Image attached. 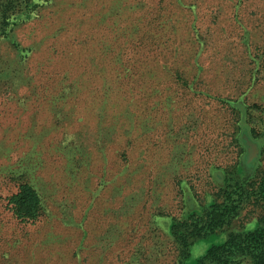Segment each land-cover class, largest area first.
I'll return each mask as SVG.
<instances>
[{"label": "rangeland", "instance_id": "1", "mask_svg": "<svg viewBox=\"0 0 264 264\" xmlns=\"http://www.w3.org/2000/svg\"><path fill=\"white\" fill-rule=\"evenodd\" d=\"M37 2L0 27V264H179L172 222L261 167L232 103L259 140L264 0ZM20 176L33 222L8 206ZM261 214L244 204L184 264Z\"/></svg>", "mask_w": 264, "mask_h": 264}, {"label": "trees", "instance_id": "2", "mask_svg": "<svg viewBox=\"0 0 264 264\" xmlns=\"http://www.w3.org/2000/svg\"><path fill=\"white\" fill-rule=\"evenodd\" d=\"M22 3L29 9H35L40 5L37 0H0V27L8 26L19 17L15 14L21 9ZM232 104L236 111L239 131L234 142L241 144L243 133L246 132L250 137V131H255L256 128L249 123L251 114L249 105L238 100ZM262 120L264 124V117ZM260 132L263 138L256 140L260 148L258 158V162H261L260 169L250 177L223 185L216 193L214 201L203 211L176 218L170 225V234L180 248L179 264H184L183 259L189 257V246L193 241L224 230L247 203L262 210V214L257 218L256 227L228 232L222 243L211 245L194 264H240L244 260H247V264H264V127ZM245 164L249 168L254 166L248 165L247 162ZM17 179V188L8 197L9 209L16 219L33 222L45 212L42 197L29 180L22 176ZM216 179L219 184H225L222 172L216 174Z\"/></svg>", "mask_w": 264, "mask_h": 264}, {"label": "water", "instance_id": "3", "mask_svg": "<svg viewBox=\"0 0 264 264\" xmlns=\"http://www.w3.org/2000/svg\"><path fill=\"white\" fill-rule=\"evenodd\" d=\"M243 142L247 146V156H246V162L248 165H252L253 161L256 159L258 152H259V144L257 141H253L249 135L244 132L243 135Z\"/></svg>", "mask_w": 264, "mask_h": 264}]
</instances>
